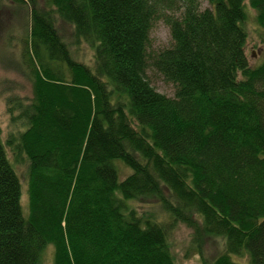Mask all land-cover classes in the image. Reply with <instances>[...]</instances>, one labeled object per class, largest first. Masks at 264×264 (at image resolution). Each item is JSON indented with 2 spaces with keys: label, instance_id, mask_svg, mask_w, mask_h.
Instances as JSON below:
<instances>
[{
  "label": "trees",
  "instance_id": "obj_1",
  "mask_svg": "<svg viewBox=\"0 0 264 264\" xmlns=\"http://www.w3.org/2000/svg\"><path fill=\"white\" fill-rule=\"evenodd\" d=\"M206 1L0 0L31 4L22 57L33 79L25 128L7 139L28 160L26 216L0 133V264H41L48 244L53 264H177L179 222L195 239H225L202 264H264V60L250 64L244 26L248 2L264 27V0ZM161 13L173 43L150 56ZM57 15L94 48L93 68ZM149 64L174 96L151 83ZM117 160L131 168L123 179ZM149 198L167 219L129 204Z\"/></svg>",
  "mask_w": 264,
  "mask_h": 264
},
{
  "label": "rangeland",
  "instance_id": "obj_2",
  "mask_svg": "<svg viewBox=\"0 0 264 264\" xmlns=\"http://www.w3.org/2000/svg\"><path fill=\"white\" fill-rule=\"evenodd\" d=\"M44 4L45 0H36ZM247 4V17L244 26L247 30L246 53L251 65H259L264 60V27L256 21V11ZM30 3L17 6L10 4L0 8V133L5 144L7 157L14 166L21 182L20 203L24 216L29 212L28 202V160H16L7 139L11 133L17 134L24 130L25 123L19 119L20 103L28 104L33 98V79L30 69L22 57L24 39L30 27ZM201 7H210L206 0H201ZM180 8V4L178 5ZM164 14L178 15L175 10L165 9ZM161 13L160 18L155 20L150 31L148 52L150 56L170 47L173 43L170 26L166 23L165 16ZM164 18H163V17ZM57 25L69 43L74 58L93 68L95 64L94 48L85 40L74 41V27L57 15ZM74 41V42H73ZM76 42V43H75ZM147 75L151 83L158 91L169 96H174L175 85L164 77L149 64ZM11 108H14L11 112ZM116 164L119 169L120 179L131 173V168L121 160ZM139 213H153L158 219H167V214L162 209L160 202L155 198L147 200L133 199L129 201ZM169 243L177 264H202L203 260L212 259L225 250V239L222 236L209 235L201 240L195 239L194 230L186 224L179 222L172 230ZM233 259L241 264L248 263L247 256L232 255ZM54 263V245L48 244L41 264ZM249 264V263H248Z\"/></svg>",
  "mask_w": 264,
  "mask_h": 264
},
{
  "label": "bare ground",
  "instance_id": "obj_3",
  "mask_svg": "<svg viewBox=\"0 0 264 264\" xmlns=\"http://www.w3.org/2000/svg\"><path fill=\"white\" fill-rule=\"evenodd\" d=\"M28 193V192H27Z\"/></svg>",
  "mask_w": 264,
  "mask_h": 264
}]
</instances>
